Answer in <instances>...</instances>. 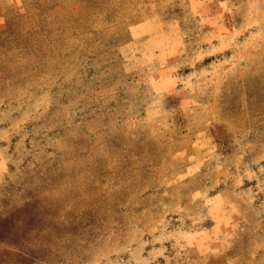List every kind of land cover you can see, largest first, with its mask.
Instances as JSON below:
<instances>
[{"label":"rangeland","instance_id":"1","mask_svg":"<svg viewBox=\"0 0 264 264\" xmlns=\"http://www.w3.org/2000/svg\"><path fill=\"white\" fill-rule=\"evenodd\" d=\"M0 264H264V0H0Z\"/></svg>","mask_w":264,"mask_h":264}]
</instances>
